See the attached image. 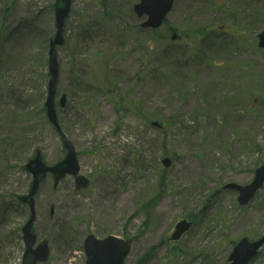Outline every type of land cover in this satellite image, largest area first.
I'll list each match as a JSON object with an SVG mask.
<instances>
[{
    "label": "rangeland",
    "instance_id": "1",
    "mask_svg": "<svg viewBox=\"0 0 264 264\" xmlns=\"http://www.w3.org/2000/svg\"><path fill=\"white\" fill-rule=\"evenodd\" d=\"M137 1L73 0L56 104L90 187L42 185L41 264H86L89 234L133 240L125 264H227L242 238L264 235V189L244 207L223 189L264 165V0H176L157 35L140 30ZM54 3L0 0V264H22L28 217L4 218L2 197L28 191L37 150L49 166L66 154L44 108ZM183 219L194 227L172 242ZM250 264H264V248Z\"/></svg>",
    "mask_w": 264,
    "mask_h": 264
},
{
    "label": "water",
    "instance_id": "2",
    "mask_svg": "<svg viewBox=\"0 0 264 264\" xmlns=\"http://www.w3.org/2000/svg\"><path fill=\"white\" fill-rule=\"evenodd\" d=\"M175 0H139L134 6V12L139 18L147 17L142 28L149 30L159 29L174 7ZM73 0H56L54 4L56 34L50 41L49 48V75L48 96L45 103L49 122L55 127L63 140V146L67 150L65 158L56 165L49 167L43 162L42 154L37 152L36 156L26 165V170L33 176V181L28 195L20 197V201L27 203L30 207L31 216L22 228L23 240L26 250L22 264H39L46 262L50 255L47 241H43L36 248L37 236L33 228L36 220L35 197L39 191L42 181L48 173L54 176V187L57 188L60 180L67 175L76 178L78 189L87 188L89 182L80 173V164L74 145L67 139L58 122L56 110L57 86L60 76V65L58 60V48L65 44L64 28L70 16ZM260 47L264 48V32L259 36ZM177 36L173 37L176 40ZM62 107L66 105V96L60 102ZM158 127V123H154ZM169 168L172 161L168 158L162 161ZM264 187V165L255 171V177L250 185L241 186L235 183L228 184L224 190H234L239 193L238 202L241 206H247ZM54 215V207L51 216ZM193 227L192 222L182 220L176 225L172 235V241H178ZM264 245V235L257 241L243 238L234 247L229 256L228 264H249L255 259ZM132 249V241H126L116 236H108L98 240L94 235H89L85 241V250L88 256L87 264H125L126 258Z\"/></svg>",
    "mask_w": 264,
    "mask_h": 264
},
{
    "label": "trees",
    "instance_id": "3",
    "mask_svg": "<svg viewBox=\"0 0 264 264\" xmlns=\"http://www.w3.org/2000/svg\"><path fill=\"white\" fill-rule=\"evenodd\" d=\"M144 32L147 33V34H150V35H157V33H158V31H155V32L144 31ZM204 32H205L204 29H199V30L196 31L198 37H202L203 34H204ZM175 70H176V67H175ZM176 72H177V71H176ZM42 109H43V108H42ZM130 109H131V107L127 108V110H129V111H130ZM43 110H44V109H43ZM19 119H20V118H19ZM165 127H166V125L164 126V128H165ZM2 198L4 199V198H6V197H2ZM15 202H16V201H15ZM3 205L5 206V208L2 210V214H3V217H4V218H7L8 215L12 212V208L9 207V206L7 205V199H4V204H3ZM16 205H17L18 207H24L23 205L19 204L18 202H16Z\"/></svg>",
    "mask_w": 264,
    "mask_h": 264
}]
</instances>
